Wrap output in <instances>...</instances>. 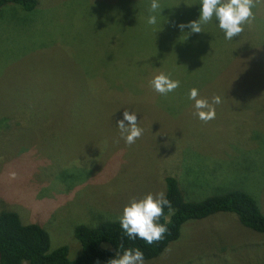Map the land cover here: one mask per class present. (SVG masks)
I'll use <instances>...</instances> for the list:
<instances>
[{
	"label": "rangeland",
	"instance_id": "374dc122",
	"mask_svg": "<svg viewBox=\"0 0 264 264\" xmlns=\"http://www.w3.org/2000/svg\"><path fill=\"white\" fill-rule=\"evenodd\" d=\"M38 1L0 9V210L44 226L71 259L77 226L118 220L171 176L188 200L242 190L264 213V0L231 41L215 24L177 27L198 18L200 0H161L156 30L151 0ZM161 72L180 81L167 96L150 86ZM193 88L221 98L214 119L197 117ZM125 110L144 130L132 145L116 126ZM145 264H264V234L216 214Z\"/></svg>",
	"mask_w": 264,
	"mask_h": 264
},
{
	"label": "trees",
	"instance_id": "16d2710c",
	"mask_svg": "<svg viewBox=\"0 0 264 264\" xmlns=\"http://www.w3.org/2000/svg\"><path fill=\"white\" fill-rule=\"evenodd\" d=\"M38 4V0H0V9L14 5L25 12H34ZM4 120L0 119V138L7 132V120ZM180 180L173 176L166 178L165 195L170 201L171 213L165 208L160 218V223L166 224L168 229L161 240L151 245L140 239L130 241L124 236L118 220H108L96 227L79 225L75 229V238L80 242L82 251L75 259L70 258L68 246L51 250V237L44 226L23 224L18 209H6L0 212V264H108L121 244L125 248L139 247L144 252L145 261H150L159 257L170 243L180 239L186 223L220 213L233 214L242 226L264 234V213L258 200L248 192L233 190L200 201L188 200L187 189L183 194ZM77 251L72 250L73 255Z\"/></svg>",
	"mask_w": 264,
	"mask_h": 264
},
{
	"label": "clouds",
	"instance_id": "9594fccd",
	"mask_svg": "<svg viewBox=\"0 0 264 264\" xmlns=\"http://www.w3.org/2000/svg\"><path fill=\"white\" fill-rule=\"evenodd\" d=\"M253 7V0H200L198 18L187 24H179L177 27L182 33L191 35L205 33V26L215 24L223 33V38L231 41L238 37L244 31V26L254 18ZM163 10L161 0H151L146 23L153 30L163 28L165 25L162 23V18L165 17L162 15ZM185 28L190 31L184 32ZM158 32L161 31H157L156 34ZM150 86L161 96H167L180 87V81L161 72L153 77ZM188 100L193 103L197 117L205 122L215 118L214 105L221 103L219 96H214L211 103L207 99L200 98L199 90L196 88L189 91ZM116 126L120 138L128 145L134 144L143 135L144 130L139 126L135 112L125 110L123 119L117 121ZM165 208L171 213L170 201L163 192L156 195L149 193L139 200L132 199L124 206L118 217L120 229L128 240L140 239L151 245L161 240L168 231L166 224L160 223ZM3 211L5 210H0ZM108 264H145L144 252L139 247L125 248L121 244L115 257L110 259Z\"/></svg>",
	"mask_w": 264,
	"mask_h": 264
}]
</instances>
